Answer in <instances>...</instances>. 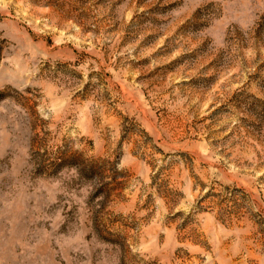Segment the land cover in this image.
Wrapping results in <instances>:
<instances>
[{
	"label": "rangeland",
	"instance_id": "374dc122",
	"mask_svg": "<svg viewBox=\"0 0 264 264\" xmlns=\"http://www.w3.org/2000/svg\"><path fill=\"white\" fill-rule=\"evenodd\" d=\"M0 264H264V0H0Z\"/></svg>",
	"mask_w": 264,
	"mask_h": 264
}]
</instances>
